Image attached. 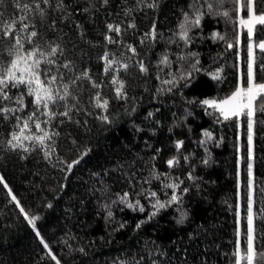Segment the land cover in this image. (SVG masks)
Wrapping results in <instances>:
<instances>
[{
    "label": "trees",
    "instance_id": "trees-1",
    "mask_svg": "<svg viewBox=\"0 0 264 264\" xmlns=\"http://www.w3.org/2000/svg\"><path fill=\"white\" fill-rule=\"evenodd\" d=\"M242 4L0 0V63L14 58L9 55L14 39L2 35L11 25L24 37V50L36 47L44 54L35 57L41 60V78L47 83L57 77L51 87L58 96L65 84L71 92L49 105L56 113L50 119L26 86L7 88L13 99L3 106L16 111L7 119L0 113V264H55L49 249L60 264H236L238 258L247 264L249 204L253 264H264V111L255 112L249 159L247 118L225 120L201 103L226 96L245 80L247 35L238 28V17L246 14ZM253 7L261 13L264 0H253ZM197 9L199 24L193 23ZM21 17L29 25L24 32H19ZM109 24L120 32L109 31ZM31 31L37 36L29 43ZM260 38L264 26L257 25L252 39ZM57 45L60 50L49 57ZM105 53L115 61L108 73ZM253 55L256 81H264V50L254 46ZM85 71L91 79L72 85ZM113 76L124 82L123 97L116 96ZM93 81L101 87L94 88ZM97 92L108 100L106 110L96 107ZM21 93L23 109L15 103ZM33 111L51 140L44 146L24 140L23 148L11 149L7 140L14 131L19 134ZM65 111L68 116L60 115ZM105 115L107 121L101 119ZM34 121L23 135H43ZM177 141H183L179 149ZM174 157L178 163L169 167L166 161ZM72 161L79 162L69 170ZM171 184L178 187H166ZM157 200L165 207H154ZM21 207L29 218L38 217L35 227Z\"/></svg>",
    "mask_w": 264,
    "mask_h": 264
},
{
    "label": "snow or ice",
    "instance_id": "snow-or-ice-1",
    "mask_svg": "<svg viewBox=\"0 0 264 264\" xmlns=\"http://www.w3.org/2000/svg\"><path fill=\"white\" fill-rule=\"evenodd\" d=\"M49 0H44V3H48ZM105 3H107V0H105ZM218 4L223 3V0H217ZM19 7V5H18ZM24 10H27L29 8L28 5H24ZM207 8L209 12L213 10V4L208 3ZM242 9L244 12L247 14V18H241L240 19V25L242 27L247 28V35L249 39L251 40L253 38V30L254 28L259 25V26H264V11H261L259 15L256 14L254 11L253 7V0H243L242 4ZM200 13L199 10L197 9V15L195 21L193 23L199 24L200 22ZM224 16H228V12L223 13ZM185 18H186V23H187V13H185ZM24 17L20 18V23L23 24V27L19 30V32H24L27 31L29 28V25L26 23H23ZM15 23V21L13 22ZM109 31H115L117 33L120 32L119 26H113L112 24H109L108 26ZM134 27V25H133ZM181 38L186 39L187 38V29L185 28L184 25H181ZM2 35L5 37H11L14 39V48L15 52L13 54V50L9 49V55L13 56L10 60V64H2L0 63V113L4 114V118L7 119V114L12 112L14 113L16 109H11L8 107L3 106V102L5 101H10L13 99L12 96H10L7 92V88L9 85L11 87H18L21 85H24L27 87V95L33 96L34 100L33 103L37 106V108H40L41 106L44 109H48V112L46 113L49 118L53 117L56 115V113L52 112L49 108L50 104H55L56 101L59 99L61 101L65 100L68 96L71 95V92L69 91V85L65 84L64 85V94L61 96L57 95V92L53 90L51 87L52 84H54L57 80L56 76H51V79L47 81V83L41 78V72H40V64L41 60L35 58L37 54L39 53L40 56H43L44 54L40 52L39 48L34 47L32 50H24L23 49V43L22 41L24 40V37L20 36L19 33L15 30L14 27L11 25H6L4 26L2 30ZM37 32L36 31H31L29 36H28V41L31 43V38L36 37ZM223 38V37H221ZM107 39L111 42V37H107ZM231 47V45H229ZM258 47L261 50H264V42H260L258 44ZM253 45L249 43L248 45V55H249V60L247 64V72H246V85L247 87L243 86H238L234 92L228 97H225L224 99L221 100H203L201 103L204 105H207L211 108L216 109L221 116L225 120H228L233 117H240V116H245L247 118V138H248V157L251 159L252 156V151H251V145H252V140H253V125H254V116L255 112L257 110L264 111V83H257L256 82V72L254 68L255 64V57L253 55L252 51ZM59 45L55 47H51L50 51L48 52V56H55L56 53L59 51ZM132 51H135V49H132ZM104 60H105V73H108L110 69L112 68V65L115 63L114 60H111L108 58V54L105 53L104 55ZM47 64H53L54 61L52 59H47L46 60ZM162 63H167V57L164 58ZM65 68L70 67V62L68 64L64 65ZM122 69H127L128 65L127 64H121L119 66ZM140 70L142 72L146 71L147 69L144 67L143 64L140 65ZM47 75V73H45ZM91 79L89 76V73L87 71L83 72L80 77H76L75 80L71 81L72 85L76 84V80L79 79ZM111 83L113 85H116L115 87V93L117 97H123L125 95L124 93V82L119 80L118 76H113ZM165 83H173V81H165ZM92 86L94 88H99L101 87L99 84H96L94 81L92 82ZM23 97L24 93H21L19 96L15 97V103L20 106L21 109L24 107H27L23 103ZM95 101H96V107L102 108V109H107L108 107V100L103 99L99 92H97L95 96ZM260 101L259 103V108L257 109L256 107V102ZM60 115L63 116H68L69 111H65L63 113H60ZM36 117V112L33 111L27 119H25L22 123V127L19 128V134L17 132H13L11 134V139L7 140V145L11 149H17V148H23V141L24 140H33L36 143H38L41 146L45 145L46 140H51V135L47 132L44 131L41 127V122L38 120L34 121V118ZM15 119L17 120V123H20V117L16 116ZM102 120L107 121L108 116H102ZM29 121H34L35 122V128L39 129L41 132H43V135H37V136H25L23 135L24 131L29 128ZM44 123H47L45 121ZM183 144V141H177L176 142V148L179 149L181 148ZM28 149L25 148V151ZM50 155V152L46 151L45 156L47 157ZM79 161H72L70 164H68V169L71 170L72 166ZM167 165L169 167H173L178 161L174 158L169 159L166 161ZM249 170H251V165H249ZM3 181V177L0 176V182ZM7 187V184L4 185ZM166 187H172L176 188L178 187L177 184H171V185H166ZM10 191V190H9ZM184 191H187V189H184ZM127 193H125L122 197L121 200H125L127 198ZM151 195L155 196V193H151ZM13 200H16L15 196H12ZM172 201H176L178 197L176 195L172 196ZM17 204H19V201H17ZM137 204L139 202L137 201ZM129 208L134 207L131 203L128 204ZM157 209L165 207L163 203H160L159 200H157L156 205H154ZM143 207H140V211H143ZM20 211L24 213L25 218L28 219L29 224H32L33 227H35L36 220L38 217L32 216L29 218L28 213L25 212L24 208L21 207ZM155 213H153L154 215ZM112 213L109 212V216H111ZM248 227H247V236H246V256L245 260L247 261V264H253V259H254V236H253V227H252V209H251V204H249L248 208ZM139 227V225H137ZM37 236H39V232L36 233ZM42 239V238H41ZM43 242V240H42ZM44 247L46 249H49V245L47 243H44ZM49 254L51 255L52 260L55 261V264H60V260L57 259L55 254L51 253V249H49ZM264 255V254H262ZM236 264H241L240 259L238 258L236 260Z\"/></svg>",
    "mask_w": 264,
    "mask_h": 264
},
{
    "label": "rangeland",
    "instance_id": "rangeland-1",
    "mask_svg": "<svg viewBox=\"0 0 264 264\" xmlns=\"http://www.w3.org/2000/svg\"><path fill=\"white\" fill-rule=\"evenodd\" d=\"M257 15H259L260 13H256ZM247 18V14H245V16H239L238 17V28L240 29V28H243L245 31H246V35H247V28L246 27H242L241 25H240V19L241 18ZM260 42H264V38H260V39H257V40H253V39H249V37H248V35H247V46H246V49H247V58H246V72H247V64H248V60H249V55H248V45H249V43H251L252 45H253V47L254 46H257L258 47V44L260 43ZM252 51H253V48H252ZM246 76H245V80L244 81H238V83H237V85L234 87V89L229 93V94H227L226 96H222V97H205L204 98V100H213V99H215V100H221V99H224L225 97H228V96H230L231 94H232V92H234L235 90H236V88L238 87V86H243V87H247V85H246ZM257 83H264V81H256ZM248 150H249V148H248ZM250 180H251V178H250V176H249V183H250ZM251 184V183H250ZM247 217H248V211H247V215H246V224H247V227H248V220H247Z\"/></svg>",
    "mask_w": 264,
    "mask_h": 264
}]
</instances>
